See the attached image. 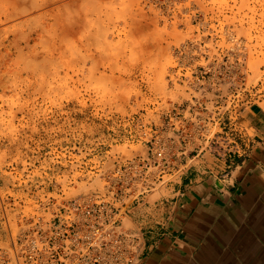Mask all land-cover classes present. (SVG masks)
<instances>
[{"label":"rangeland","instance_id":"obj_1","mask_svg":"<svg viewBox=\"0 0 264 264\" xmlns=\"http://www.w3.org/2000/svg\"><path fill=\"white\" fill-rule=\"evenodd\" d=\"M43 1L0 0V244L6 220L102 190L170 120L188 138L218 97L264 106V0Z\"/></svg>","mask_w":264,"mask_h":264},{"label":"built area","instance_id":"obj_2","mask_svg":"<svg viewBox=\"0 0 264 264\" xmlns=\"http://www.w3.org/2000/svg\"><path fill=\"white\" fill-rule=\"evenodd\" d=\"M218 78L221 93L227 79ZM219 99L213 128L192 123L186 126L188 138H182L184 130L170 120L157 128L147 156L107 173L105 187L95 195L69 200L50 219L27 221L20 231L6 220L8 243L0 244V264H137L143 230L134 225L129 210L146 202L157 185L172 182L187 156L208 151L232 164L245 152L237 124L245 105L234 98L232 108L224 109L227 103L221 106ZM213 113L205 121L213 122Z\"/></svg>","mask_w":264,"mask_h":264},{"label":"crops","instance_id":"obj_3","mask_svg":"<svg viewBox=\"0 0 264 264\" xmlns=\"http://www.w3.org/2000/svg\"><path fill=\"white\" fill-rule=\"evenodd\" d=\"M237 124L246 149L234 163L187 156L157 201L129 210L143 230L137 264H264L261 102L243 106Z\"/></svg>","mask_w":264,"mask_h":264},{"label":"bare ground","instance_id":"obj_4","mask_svg":"<svg viewBox=\"0 0 264 264\" xmlns=\"http://www.w3.org/2000/svg\"><path fill=\"white\" fill-rule=\"evenodd\" d=\"M25 1H26V0H25ZM45 1H47V0H44L43 3H44ZM48 1L52 2V0H48ZM48 1H47V3H49ZM53 1H54V0H53ZM23 2H24V1H23ZM28 3H29V0H28ZM28 3H27V5H28ZM25 4H26V3H25ZM40 4H41V3H40ZM40 4H39V5H38V4H37V5L35 4L34 6H41V5H43V4H41V5H40ZM44 4H45V3H44ZM30 6H31L32 8L29 7V6H27L28 12L30 11L29 8H30V9H33V6H32V5H30ZM28 7H29V8H28ZM12 8H13V7H12ZM19 8H20V7H19ZM34 8H35V7H34ZM16 9H17V8H16ZM14 10H15V8H14ZM9 11H11V9H10ZM25 11H26V6H25V8H23V9L21 8V10H19V11H17V12L20 13V14H18V15H21V13H23V12H25ZM2 14H3V13H2ZM5 14H6V12H5ZM7 14H8V13H7ZM23 14H24V13H23ZM11 15H12V14H11ZM13 15H14V13H13ZM13 15H12V16H13ZM18 15H17V16H18ZM5 16H6V15H5ZM9 17H10V16H9ZM4 18H7V19H5V21H6V20H9L8 17H4ZM10 19H12V18H10ZM23 21H24V20H23ZM26 22H27V21H26Z\"/></svg>","mask_w":264,"mask_h":264}]
</instances>
